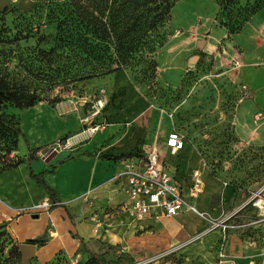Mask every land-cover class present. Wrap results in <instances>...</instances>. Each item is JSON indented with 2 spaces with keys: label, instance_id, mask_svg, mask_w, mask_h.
<instances>
[{
  "label": "rangeland",
  "instance_id": "1",
  "mask_svg": "<svg viewBox=\"0 0 264 264\" xmlns=\"http://www.w3.org/2000/svg\"><path fill=\"white\" fill-rule=\"evenodd\" d=\"M65 1L0 0V73H8L19 82L24 78L42 97L32 108L19 110L7 106L3 111L16 117L32 142L49 141L63 129L69 130L40 152V159L48 160L53 155L48 152L53 148L64 152L65 160L73 158V154L92 155L83 151L82 146L95 137L101 141L94 150L96 155L101 154L100 158L106 154L135 152L149 156L156 152L167 170L179 178L186 195L193 174L200 173L203 190L194 204L209 218L217 222L228 219L232 225H244L256 218L259 210L249 202L255 194L264 197V142L244 144L236 136L233 124L236 107L247 96L244 83L238 78V60L234 59V54L240 51L227 45V41L250 27L252 35L244 32L238 40L241 38L251 53L259 46V52L264 54V32L253 28L256 25L264 28V0H236L226 9L220 8L217 0H179L171 19L158 33L161 45L153 55L158 65L155 73L152 69L145 72L147 65L142 64L74 87L61 85L50 89L47 83L37 81L36 73H30L29 69L38 73L39 68H44L37 48L47 49L49 43L39 38L52 32L46 26L50 9ZM256 7L260 9L250 13ZM229 26L242 28L231 35ZM250 38L261 42L255 43ZM262 121L257 122L254 116L252 124L257 128ZM96 127L99 129L96 134H84L88 128ZM171 133H178L185 140L174 160L167 145ZM20 143L18 151L11 155L13 160L26 157L24 137ZM115 166L102 176L117 172L119 168ZM91 201L88 198L86 203L91 205ZM37 212L43 211L21 210L22 217L14 229L21 235L36 236L49 223L45 215L32 219ZM145 222L143 230H133L131 234L108 224H102L95 233V224L84 218L79 226L87 238L92 235L91 242L105 235L113 240L118 238L117 245L105 246L102 254L106 264H215L223 237L221 229L177 247L171 245L161 228L181 242L192 235L197 237L209 223L192 212L156 224ZM2 227L6 237L0 250L3 248L5 258L12 243L19 242L7 229L6 222ZM245 229L228 231L226 251L236 256L239 264L256 260L261 248L258 230ZM75 259L58 257L49 264H73Z\"/></svg>",
  "mask_w": 264,
  "mask_h": 264
},
{
  "label": "crops",
  "instance_id": "2",
  "mask_svg": "<svg viewBox=\"0 0 264 264\" xmlns=\"http://www.w3.org/2000/svg\"><path fill=\"white\" fill-rule=\"evenodd\" d=\"M249 28L250 27H246L241 34L233 36L234 40L227 41V45L233 47L234 50L237 48L240 51L234 54V59L238 60V78L244 83V91L247 96L241 98L237 104L233 124L236 136L241 139L244 144H260L264 142V120L257 128L253 126L252 121L257 113H264V54L259 52V50H261L259 46L251 53L250 50L241 43V38L238 40V37L241 35L244 36V32H248L247 35H249V37L252 35V28ZM253 28L264 32L262 26L256 25ZM250 40L255 43L261 42L251 38ZM201 44L202 42H199L197 47L200 48ZM205 47H207V45H205ZM204 51L205 53H209L207 50ZM68 132V129H63L52 140L45 142L41 140L32 142L29 136L24 135L27 145V149H25V160L29 154V148L34 149L39 147L41 150L35 154L31 163L26 160L19 167L6 171L0 175V211H2L0 215V225L5 222L7 223V229L12 233L16 241L19 242L18 244H23L29 239H36L42 236L48 238L45 245H35L36 249L33 257L34 260L32 261L33 264L53 263L58 257L77 258L79 261H86L89 254L85 252L84 244L89 250L103 256L102 253L106 251L105 246L117 245L119 243L117 237L113 240L106 235L103 236L101 240L97 238L95 241L91 242L92 235L87 238L84 231L80 229L79 224H82L83 218L88 219L90 222L94 223L95 226L97 224L95 219H98L101 225H113L114 229L117 231L121 230L123 233L127 232V234H131L133 230L135 232L140 231V229L143 230L146 225L145 221H151L156 224L157 221L161 222L162 219H166L162 218L157 220L153 217H147L143 220L135 219V221L123 210V205L129 203V198L125 191V182L124 180L115 181L113 179L123 171L124 161H111L100 158L99 156L101 154L96 155L94 150H97L101 142L97 137L89 144H84V146H82L83 151H88L92 153V155H84L81 153L73 154V158L65 160V153L56 149V151L52 152L53 155H51L48 160L42 161L40 159V152L52 146ZM19 145H21V143ZM63 154L64 156H62ZM115 164V167L119 168V170L104 178L102 175L106 174L112 165ZM31 170L57 192L60 201L59 204L62 205L53 209L51 208L49 211L43 210V212H37L38 214L32 216V219H40L41 215H45L49 219V223L44 225L36 236L28 234L21 235L14 229V224H17L22 217L23 213H21V210L31 209L33 206L49 201L50 198L49 192L39 185L36 179L31 176ZM59 176L63 178L61 179L62 184L58 179ZM191 185H193V179ZM86 197L92 200L91 205L86 203ZM199 198L200 195L197 199L189 197V201L194 204ZM253 220L245 224H249ZM251 228L253 230H258V232L262 234L264 224L246 227V229ZM246 229L244 231H246ZM161 230L167 233L169 236L168 240L171 242L172 246L178 247L181 244L187 245V243H191L195 238L194 235H192V237L178 242L173 239L168 231L163 228H161ZM124 238H126V235H124ZM261 250L262 241L260 252ZM260 252H258L257 255L260 254ZM84 256H88L87 259H84ZM252 261L247 264H250Z\"/></svg>",
  "mask_w": 264,
  "mask_h": 264
},
{
  "label": "trees",
  "instance_id": "3",
  "mask_svg": "<svg viewBox=\"0 0 264 264\" xmlns=\"http://www.w3.org/2000/svg\"><path fill=\"white\" fill-rule=\"evenodd\" d=\"M178 1L66 0L55 5L50 9L46 22L52 32L39 38L40 41L49 43L48 48H37V56L44 63V68H39L38 73L33 72L32 68L29 71L36 73L37 81L47 83L50 89L61 85L74 87L77 83L142 64L147 65L145 72L152 69L155 73L158 65L153 55L161 45L157 40L158 33L171 19L172 10ZM235 1L217 0V5L226 9L227 5ZM259 9L260 7L252 8L250 13ZM241 28L242 26L227 27L231 35ZM41 101L42 97L38 91L32 90L24 78L19 82L8 73H0V175L19 167L26 160L31 163L35 154L41 150L39 147L29 148L26 160L20 157L13 160L11 155L18 151L20 139L24 137L26 141V138L16 117L6 114L3 110L7 106L19 110L29 109ZM181 150L177 155L171 154V159H177ZM140 156L144 155L131 152L118 156L106 154L103 158L117 162ZM31 176L49 192L52 209L62 206L53 188L32 170ZM174 176L180 182L179 178ZM3 237H6L5 227L0 225L2 244L5 243ZM47 241L48 238L42 236L29 239L26 243L43 246ZM84 250L89 257L81 264H106L102 255L89 250L85 244ZM0 252V264L22 263L18 243H12L8 257H3V248Z\"/></svg>",
  "mask_w": 264,
  "mask_h": 264
},
{
  "label": "built area",
  "instance_id": "4",
  "mask_svg": "<svg viewBox=\"0 0 264 264\" xmlns=\"http://www.w3.org/2000/svg\"><path fill=\"white\" fill-rule=\"evenodd\" d=\"M255 120L257 122L264 120V113H257ZM94 129H98V127L88 128L84 131V134L93 135ZM184 142L183 136L178 133H171L169 135L167 145L171 149L172 155L178 154L183 148ZM67 146H70V143ZM52 150L56 151L55 148ZM52 150L48 153H52ZM123 161V171L113 179L115 181L124 180L125 182V191L128 195L129 203L123 205V210L136 220H143L147 217H153L157 220L173 218L186 212L196 214L202 220L209 223L208 227L195 237L196 239L216 229L223 231L215 264H238L236 257L229 255L226 251L229 230L264 224V197L259 194H255L254 198L249 202V204H252L254 208L259 210L256 218L249 224L232 225L228 224V219L217 222L209 218L195 204L189 201V197L197 199L203 190V181L199 172L193 174V185L188 195H186L181 182L167 170L163 160L160 159V156L156 152L149 156L132 157ZM51 207L52 204L49 200L33 206L31 210L49 211ZM95 221L97 223L95 233H98L101 223L98 219H95ZM261 241L262 250L257 255V260H253L250 264H264V230L261 234ZM185 245L181 244L178 247H184ZM78 262L79 260L75 259L73 264H77Z\"/></svg>",
  "mask_w": 264,
  "mask_h": 264
},
{
  "label": "water",
  "instance_id": "5",
  "mask_svg": "<svg viewBox=\"0 0 264 264\" xmlns=\"http://www.w3.org/2000/svg\"><path fill=\"white\" fill-rule=\"evenodd\" d=\"M19 249L22 253V263L21 264H30V260L35 255V249H36L35 245L23 243V244H19Z\"/></svg>",
  "mask_w": 264,
  "mask_h": 264
},
{
  "label": "bare ground",
  "instance_id": "6",
  "mask_svg": "<svg viewBox=\"0 0 264 264\" xmlns=\"http://www.w3.org/2000/svg\"><path fill=\"white\" fill-rule=\"evenodd\" d=\"M99 131V129H94V134H96Z\"/></svg>",
  "mask_w": 264,
  "mask_h": 264
}]
</instances>
